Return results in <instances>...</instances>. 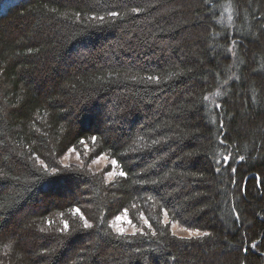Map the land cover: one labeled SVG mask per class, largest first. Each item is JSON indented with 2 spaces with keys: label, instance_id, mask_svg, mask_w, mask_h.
Listing matches in <instances>:
<instances>
[{
  "label": "trees",
  "instance_id": "obj_1",
  "mask_svg": "<svg viewBox=\"0 0 264 264\" xmlns=\"http://www.w3.org/2000/svg\"><path fill=\"white\" fill-rule=\"evenodd\" d=\"M0 264H264V0H0Z\"/></svg>",
  "mask_w": 264,
  "mask_h": 264
},
{
  "label": "rangeland",
  "instance_id": "obj_2",
  "mask_svg": "<svg viewBox=\"0 0 264 264\" xmlns=\"http://www.w3.org/2000/svg\"><path fill=\"white\" fill-rule=\"evenodd\" d=\"M111 159H109L107 156L103 155L97 159H95L91 165H90V169L92 171H96V172H100L106 169H110V172L115 173V175L113 176H108V173L106 174V179L108 182H111L112 180H114V178L116 176L119 175V171L116 169V166H114L112 164ZM61 163L62 165H82V160L80 158V155L74 150L71 149L69 150V152L63 156V158L61 159ZM121 219L117 220L116 218L112 221L111 226L114 229L115 232L119 233L120 229L124 230V234H133V232L135 231V234L137 232H140L141 230H139L130 220V218L128 217V215L126 214H122L120 215ZM129 221H131V223H129ZM165 222H169L168 217H165ZM133 225L135 226V228L133 227ZM139 231H136V230ZM182 229H185L183 227H181L180 225H178L177 223H172V232L175 233L176 236L178 237H184V238H188V233L185 231H182Z\"/></svg>",
  "mask_w": 264,
  "mask_h": 264
},
{
  "label": "snow or ice",
  "instance_id": "obj_3",
  "mask_svg": "<svg viewBox=\"0 0 264 264\" xmlns=\"http://www.w3.org/2000/svg\"><path fill=\"white\" fill-rule=\"evenodd\" d=\"M132 11H133L134 13H138L140 10H139V9H136V8H133ZM110 15L113 16V17H117V18H118L120 14H119L118 12L113 11V12L110 13ZM95 18H96V17H93V19H95ZM99 19H100L101 21H103V20H104V17L101 16V17H99ZM147 79L150 80V81L155 80L157 83H159V77H152V76H149ZM219 94H220L219 92L216 93V95H219ZM203 99L208 100L209 97H208V96H205V97H203ZM92 140H93V143H95L96 137H92ZM82 143H83V141H82ZM153 143H158V142H157V141H153ZM225 159H227V157H225ZM241 159H243V157H241ZM112 164H113L114 166H118V165H117V162H116L115 160L112 161ZM44 167H45V170L47 171V170H48V169H47V165H44ZM65 167H67V165H65ZM56 171H57L56 168H52V169H51V172H52V173H55ZM232 171H235V169H232ZM113 175H115V173H113V172H109V173H108V176H113ZM119 175H120V176H125L126 174H125L123 171H121V172L119 173ZM74 214H80V218L83 220V226H84V228H86V229H90V228L93 227L92 224H90L89 221H88L86 218H84L83 214L80 213V209H79V208L75 209ZM125 215H126V211H125ZM167 215H168V214H167V212L165 211V212H164V216L167 217ZM237 218H238V216H237ZM116 219H117V220H120L121 217H120V216H117ZM129 223H131V221H129ZM145 223L147 224V221H146V220H145ZM148 226H149V228H151V225H150V224H149ZM64 227H65V228L68 227L67 222H65ZM133 227L135 228L134 225H133ZM136 231H139V230L137 229ZM182 231H185V232L188 233V238H189V239H191V238H199V239L202 240V239L205 238V237H210V236H211V233H209V232H201V231H199V230H190V229H188V228L182 229ZM141 234H143V233H141ZM119 235H121V236L124 235V230H123V229H120V230H119ZM133 235H135V231L133 232ZM152 235H156V233L153 232ZM173 235L175 236V233H173ZM179 239H185V238H184V237H180ZM6 247H10V246H6ZM255 247H256V245L253 244V245H252V248H255ZM247 250H248L247 248L244 249L245 252H247Z\"/></svg>",
  "mask_w": 264,
  "mask_h": 264
}]
</instances>
